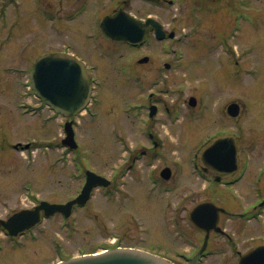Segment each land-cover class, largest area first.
Returning <instances> with one entry per match:
<instances>
[{"label": "rangeland", "instance_id": "rangeland-1", "mask_svg": "<svg viewBox=\"0 0 264 264\" xmlns=\"http://www.w3.org/2000/svg\"><path fill=\"white\" fill-rule=\"evenodd\" d=\"M80 1L43 0L41 8L58 10L57 30L48 16L41 17L38 2L20 0L23 6L14 16L23 15L21 24L11 38L0 33V219L40 200L71 199L83 187L87 169L111 185L96 189L67 221L55 215L12 243L0 233V264H52L112 248L114 238L116 245L185 264L184 255L202 239L190 220L197 204L213 200L236 213L264 197V177L255 180L264 160V0H175L165 9L153 7L165 28L177 32L173 55L156 40L153 47L130 50L100 35L87 38L85 16L64 21ZM135 5L142 15L150 11ZM68 42L96 68L91 112L78 118L80 147L70 153L59 144L66 120L40 104L28 75L18 73ZM146 54L150 60L138 63ZM190 97L196 106L189 105ZM231 102L240 105L237 117L227 113ZM153 105L158 110L150 118ZM226 133L235 139L236 159H251L246 178L230 190L237 198L229 199L230 206L217 189L198 192L195 168L204 149ZM164 168L171 171L168 179L161 177ZM222 218L242 247L249 236L264 235V223L244 229L238 216ZM220 260L225 258L207 264Z\"/></svg>", "mask_w": 264, "mask_h": 264}, {"label": "water", "instance_id": "water-1", "mask_svg": "<svg viewBox=\"0 0 264 264\" xmlns=\"http://www.w3.org/2000/svg\"><path fill=\"white\" fill-rule=\"evenodd\" d=\"M112 19L107 23V27L112 30L107 35L123 40L131 37V34L125 31L121 17ZM108 22V20H106ZM90 74L84 68L82 63L70 56L58 54H47L41 57L32 74L33 87L38 95L44 101L54 107L56 111L63 113L65 116H72L79 110L83 109L90 100L91 84ZM190 104L195 105V98L190 99ZM231 115L238 114V106L232 104L229 107ZM68 138L65 143L75 147L74 133L71 123L66 125ZM70 145V146H71ZM206 162H212V157H217L219 162L230 161L231 166L235 169L236 147L233 140L219 139L213 143L203 154ZM171 174L169 168H166L162 175L168 179ZM107 186L109 182L96 175L88 172L87 183L81 194L73 201L67 204H50L43 202L32 209H23L15 213L7 221H2V225L11 234H18L33 227L41 222L42 216H51L56 212H61L65 216H70L75 204L83 205L90 198L93 188L97 185ZM221 209L211 203H205L197 206L191 213V220L194 225L207 231L205 244L212 227H215L218 213ZM264 247L258 248L241 258L240 264H264ZM198 255L194 258L193 264H196ZM258 259V261H254ZM59 264H174L170 260L156 254L133 248H116L97 255H86L79 258L69 259Z\"/></svg>", "mask_w": 264, "mask_h": 264}, {"label": "flooded vegetation", "instance_id": "flooded-vegetation-1", "mask_svg": "<svg viewBox=\"0 0 264 264\" xmlns=\"http://www.w3.org/2000/svg\"><path fill=\"white\" fill-rule=\"evenodd\" d=\"M92 1L93 0L80 1L79 5L75 9L70 11V14H68V16L64 18V21L66 22V24H70L73 23L74 21L76 22L78 18L80 19L85 16L88 19V24H89L88 25L89 31L86 32L85 34H98L100 35L101 40L111 42L113 44H116L117 42L110 41V39L103 36L101 22L105 17H107L108 15H113L119 11H123V12L131 13L137 19L142 20L143 23L145 24V22L149 17H154V14L151 12V10L153 9V7L156 6V3L158 7L164 9L167 7L166 3L171 4L170 2L171 0H96V2L93 1L94 3ZM179 1H185V0H179ZM42 3L43 0H38V4H40V6H42ZM60 3H62V1ZM138 3H140V6L146 9H150V11L147 10L145 14L143 15L140 14L136 9V7L138 6L135 5ZM73 6L74 5H71L70 7ZM57 12L58 10L53 9L52 11L51 9L50 12L52 13L51 20L53 22L54 28L60 30L58 28L59 19L57 17ZM153 35H154V28L151 27L149 30V37L146 43L143 46H141L139 49H145L150 46L153 47ZM70 46L73 49V52L77 53L78 55L84 58L87 56L86 54L80 52L77 48H74V44L71 42H70ZM122 46L126 47L127 49H131L127 43H123ZM139 49L136 48L134 50H139ZM227 135L228 133L222 136H227ZM211 159L212 162L210 161L206 162L203 160V157H200V160L199 161L197 160L195 163V168L198 173L197 175L198 182L201 183V187L198 188V192L200 194H203L205 191L207 193L208 192L214 193L215 190L217 189L216 191H219L218 194H223L227 205L230 206L231 201H229V199L233 201H236L237 199L235 195L231 194L230 190L232 187L241 183L246 178V175L250 169L251 159L250 157H245L244 159L239 160V158L237 157L238 169L235 172L226 171V169L230 166V161L227 160V161L219 162L217 160V157H213ZM259 169H260L259 175L262 176L260 177L259 175H257L259 176V177L256 176L255 178V180L257 181H261L262 177H264V160L263 163L259 166ZM206 202L213 203L216 206L226 210V212L220 213L217 221L218 228L222 229L224 233L216 232L215 230L214 231L212 230L209 234L208 242L205 248L203 249L206 239V231L197 228L202 233V239L201 241L196 243V247H194V253L192 256L203 250V253L199 260V264H207V260L213 257H220L222 259L225 258V261L220 260L218 264H228L231 261V259L233 260L232 264H240V259L243 255L250 253L252 250L256 248L264 247V235H254L249 237L247 235L248 238L243 242V247H242L238 239L239 236L230 233L229 229L227 228L222 218L223 215H229V216L236 215L241 221L240 223L241 225L238 224V226H240L239 228L244 226V229L248 227L249 224L254 225L256 223L259 224L264 223V197L258 199V201L254 202L251 205L249 204L247 206L248 211L241 213L240 212L234 213L232 211L230 212L228 210L229 207L227 208V206L225 207V205L223 207L219 206L213 200L205 199L202 200L199 204ZM254 261H258V259Z\"/></svg>", "mask_w": 264, "mask_h": 264}]
</instances>
